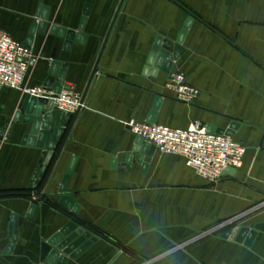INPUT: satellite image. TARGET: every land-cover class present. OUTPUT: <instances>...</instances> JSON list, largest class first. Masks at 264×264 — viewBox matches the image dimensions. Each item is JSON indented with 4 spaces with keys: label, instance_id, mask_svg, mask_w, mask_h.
Returning <instances> with one entry per match:
<instances>
[{
    "label": "crops",
    "instance_id": "crops-1",
    "mask_svg": "<svg viewBox=\"0 0 264 264\" xmlns=\"http://www.w3.org/2000/svg\"><path fill=\"white\" fill-rule=\"evenodd\" d=\"M40 1L50 7L51 23L68 28H77L91 4L85 44L74 41L65 50L63 38L35 35L37 60L27 80L43 84L52 60L67 62L63 89L79 92L82 101L69 111L78 116L41 199L20 194L41 167L42 149L22 143L30 124L0 132V264H50L49 239L73 218L47 201L57 203L72 158L67 192L81 207L78 224L97 240L66 264H264V231L249 245L223 237L235 226L264 222V0H0V29L24 42L41 21ZM189 17L185 52L171 72L146 71L156 37L175 40ZM174 73L200 89L191 103L167 88ZM24 95L0 88V128L10 124ZM157 96L163 100L154 110ZM150 114L155 123L179 128L238 123L232 138L247 149L243 165L216 182L184 157L158 149L144 172L136 162L125 166L138 137L129 121H147ZM32 202L38 208L29 218ZM14 215L19 239L7 253Z\"/></svg>",
    "mask_w": 264,
    "mask_h": 264
},
{
    "label": "water",
    "instance_id": "water-1",
    "mask_svg": "<svg viewBox=\"0 0 264 264\" xmlns=\"http://www.w3.org/2000/svg\"><path fill=\"white\" fill-rule=\"evenodd\" d=\"M122 3L123 0L121 1V4ZM90 9L91 4L87 3L77 28H68L64 25H59L53 22L51 23L50 7L43 5L40 1L37 16L40 17L41 21L38 23L34 22L31 25L29 34L23 43L32 46L34 44L35 35L39 33L44 36L50 34L57 36L58 38H63V48L65 50H71L74 41L85 44L88 35L83 33V30ZM119 10L120 7L118 11ZM192 22L193 18L189 17L185 21L182 29H180L175 40L171 37H156L151 47V52L148 55V67L146 68V71L149 70V67H153L152 75L154 76L159 73L160 69L166 74L171 72L174 62L179 61L185 52L183 42ZM105 44L97 59L87 89L89 88L95 73L98 71V65ZM67 66V62H61L59 60H52L49 64L48 75L43 86L50 90L53 89L54 95H58L63 91L66 82ZM162 100L163 98L161 96L155 98L153 104L154 110H159ZM77 116L78 113L74 114L59 109L53 96H37L26 93L20 103L19 109L12 117L10 124L0 128V132L4 133L6 128H9L10 131L14 123H28L30 124L29 132L23 135L22 143L42 149L39 159L41 167L34 171L31 180L26 187L27 191L25 193H20L21 195L34 199H41L43 197V190L62 156ZM153 118V114H150L147 121L155 123ZM237 126L238 123L236 122L232 123L229 129L216 128L213 125H210L207 130L210 133H221L232 137ZM156 150L157 147L154 144L149 143L141 136L136 137L133 141L131 150L125 154V166L132 168L134 162H136L141 165V169L144 172L148 168ZM75 160V158H72L66 169V174L61 180L59 186L61 195L57 200V204L64 208L73 219L60 226L49 239V243L53 247L47 259L50 264H66L69 257L76 259L97 240L96 235L78 224L80 219L77 216L81 207L76 199L67 192V186L75 165ZM235 171L234 168H227L224 173L234 174ZM37 208V203L32 202L28 208L27 216L33 218ZM16 219L17 216L14 215L11 220L10 229L13 231V236L6 249L7 253L12 251L16 241L19 239V232L14 226ZM258 231H264V222L255 224L253 228L235 226L233 229L227 230L223 234V237L235 239L238 242L249 245L257 235Z\"/></svg>",
    "mask_w": 264,
    "mask_h": 264
},
{
    "label": "built area",
    "instance_id": "built-area-1",
    "mask_svg": "<svg viewBox=\"0 0 264 264\" xmlns=\"http://www.w3.org/2000/svg\"><path fill=\"white\" fill-rule=\"evenodd\" d=\"M37 60L33 46L13 38L0 29V88H15L25 94L53 96L59 109L74 111L81 107V94L74 89H63L54 95L43 84L27 85L29 73ZM176 98L191 103L201 93L187 81L183 73H174L166 84ZM131 131L154 144L166 154L180 155L204 179L215 181L227 168L237 169L244 163L246 147L231 136L210 133L201 123L187 128L172 127L148 121H129Z\"/></svg>",
    "mask_w": 264,
    "mask_h": 264
},
{
    "label": "trees",
    "instance_id": "trees-1",
    "mask_svg": "<svg viewBox=\"0 0 264 264\" xmlns=\"http://www.w3.org/2000/svg\"><path fill=\"white\" fill-rule=\"evenodd\" d=\"M47 202H48L49 204L53 205V206L60 207L57 203H54V202H52V201H50V200H48Z\"/></svg>",
    "mask_w": 264,
    "mask_h": 264
},
{
    "label": "rangeland",
    "instance_id": "rangeland-1",
    "mask_svg": "<svg viewBox=\"0 0 264 264\" xmlns=\"http://www.w3.org/2000/svg\"><path fill=\"white\" fill-rule=\"evenodd\" d=\"M178 100V99H177ZM246 151H247V149H246ZM220 179V178H219ZM219 179H217V180H215V181H210V182H216V181H218ZM206 180V179H205ZM207 181H209V180H207Z\"/></svg>",
    "mask_w": 264,
    "mask_h": 264
}]
</instances>
